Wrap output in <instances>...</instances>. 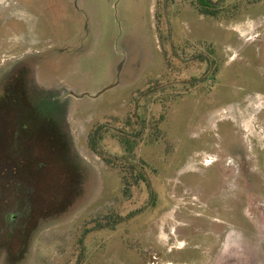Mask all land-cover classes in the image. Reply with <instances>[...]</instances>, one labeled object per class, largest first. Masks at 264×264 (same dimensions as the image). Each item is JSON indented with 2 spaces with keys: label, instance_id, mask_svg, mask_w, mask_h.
<instances>
[{
  "label": "rangeland",
  "instance_id": "374dc122",
  "mask_svg": "<svg viewBox=\"0 0 264 264\" xmlns=\"http://www.w3.org/2000/svg\"><path fill=\"white\" fill-rule=\"evenodd\" d=\"M223 4L215 19L192 0H0V143L10 127L49 128L54 117L73 161L51 166L54 177L29 166V204L8 188L14 158L1 161L0 264H212L227 224L261 245L264 0ZM151 81L169 101L142 104L164 122L147 131L134 173L108 165L90 132L139 130L134 100ZM105 143L123 154L111 136ZM67 172L69 188H52ZM79 191L66 211L33 217L39 194L52 208ZM29 223L27 242L19 227Z\"/></svg>",
  "mask_w": 264,
  "mask_h": 264
},
{
  "label": "trees",
  "instance_id": "16d2710c",
  "mask_svg": "<svg viewBox=\"0 0 264 264\" xmlns=\"http://www.w3.org/2000/svg\"><path fill=\"white\" fill-rule=\"evenodd\" d=\"M168 1V0H166ZM195 9L204 16L220 19L222 17V10L225 8L224 4L226 0H218L217 2L214 0H192ZM223 5V6H222ZM168 6V5H167ZM226 16V15H223ZM154 81H151L150 85H148L147 89L143 92L142 96L136 98L134 100L135 111L134 118L136 124L140 127L139 130L130 132L127 129L129 126L122 124L121 128H115L110 124H103L94 128L88 138V144L90 149L97 154L100 158H102L108 165L113 164L114 162H120L121 164H128L130 165L131 170L133 173L135 170L138 169L139 165L137 164L138 157L136 150L141 145L142 141L148 130L155 131L158 130V125L163 123L165 120V116L162 115L160 122L158 124L152 123L148 118V109L147 107L151 104H156L157 102L161 103L162 106L165 107V102L169 101V97H161L159 101L156 100V96L159 93H163L166 89H160L157 85H154ZM184 84V83H183ZM8 99V95H4V97L0 98L2 101L4 98ZM143 100H149V105H143ZM175 100V99H174ZM4 103V102H3ZM7 103V102H6ZM5 103V104H6ZM56 118H52V126L49 128H42L41 124L37 121H33L31 125L25 129L19 126L17 128L10 127L7 129L8 138L11 140L10 144L8 145L0 143V164L1 161H6L8 158V154H10V161H14L15 166H12L9 171V180L10 184L8 188L10 191L16 194V191L22 194L24 203L31 202L34 196H37L35 193L32 194L30 191L29 183L24 178L25 173L28 171L27 168L29 166H34L36 170L40 173L42 172L41 168L47 164L49 167L48 170L42 172L45 175H49L50 177H54L55 170L58 168H51V166L59 167L60 161H65L66 163L71 161V148L72 144L69 142V131L68 129H57ZM55 121V122H53ZM24 126V125H23ZM111 136L113 139L119 142V145L123 151V154L120 156H112L111 153L106 149V140ZM22 140V141H21ZM20 146L23 152L26 154V160H20ZM7 155V156H6ZM12 155H14L12 157ZM66 158V159H64ZM73 163V161H71ZM39 165H44L43 167ZM141 167V166H140ZM142 167L141 169H143ZM27 170V171H26ZM60 170V169H59ZM80 175V174H78ZM56 176V175H55ZM59 176V175H58ZM68 172L66 173V177L63 181H58V179L53 178V186L52 188H56L57 190H63L69 188V181L67 179ZM81 176V175H80ZM135 178V183L138 185L142 181H146L145 176L141 172L139 175L132 174ZM23 180H22V179ZM126 177L124 176L123 180ZM7 187L6 185L4 186ZM1 188V187H0ZM55 190V189H54ZM52 193V192H51ZM55 193V192H53ZM59 193V192H57ZM50 194V193H49ZM81 192L76 193H69L67 196L65 194L62 195V204L53 206L51 208L48 199L50 195H48L47 199H42V195H38L36 202H37V209L36 212H33V217L38 215H46L48 217L49 213L53 214L55 212L62 213L66 211L70 206H72L73 202L80 196ZM15 197V196H14ZM13 197L12 208L15 209L17 199ZM17 197V196H16ZM57 197V196H55ZM39 198V199H38ZM54 198V197H53ZM42 199V200H41ZM64 207H63V206ZM26 206V210L27 205ZM59 207H63L62 209H57ZM54 209V210H52ZM31 210V208H30ZM47 212V213H46ZM46 213V214H44ZM33 223H29L24 225L23 227H19V231L25 234L24 238L25 241L31 240L29 237L30 232L34 229ZM116 221H112L111 224L107 225V227L116 226ZM32 230L29 232L30 227ZM102 226V225H100ZM101 228H104L103 226ZM18 229V227H17ZM25 229V230H24ZM35 233V232H34ZM30 236L32 238L33 234Z\"/></svg>",
  "mask_w": 264,
  "mask_h": 264
},
{
  "label": "flooded vegetation",
  "instance_id": "af4514ba",
  "mask_svg": "<svg viewBox=\"0 0 264 264\" xmlns=\"http://www.w3.org/2000/svg\"><path fill=\"white\" fill-rule=\"evenodd\" d=\"M260 215L263 222L259 225L254 223L253 227L255 231L259 230L257 240L261 245L252 247L250 238L242 239L237 230L227 224L226 230L219 235V254L212 264H264V208L260 209Z\"/></svg>",
  "mask_w": 264,
  "mask_h": 264
}]
</instances>
